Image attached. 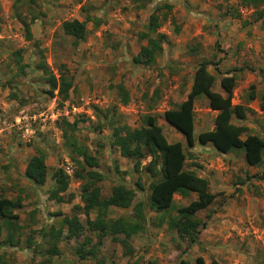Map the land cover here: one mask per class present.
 <instances>
[{"label": "rangeland", "instance_id": "obj_1", "mask_svg": "<svg viewBox=\"0 0 264 264\" xmlns=\"http://www.w3.org/2000/svg\"><path fill=\"white\" fill-rule=\"evenodd\" d=\"M162 3L171 4L158 27L166 34L162 50L154 63L134 64L131 56L145 42L137 38V32L143 29L153 6ZM31 6L22 3L14 7L13 0H0V194L20 197V205L13 211L22 225L16 245L0 243V264H33L46 256L48 239L39 230L56 227L63 214L77 211L84 222V213L73 207L81 204L80 181L72 176L76 164L57 124L60 116L77 119V143L96 154L102 195L118 181L134 186V180H139L143 186L135 191L129 206H110L107 210L108 217L133 218V205L141 200L146 218L143 228L127 238L130 251L125 252L110 235L102 238L98 255L108 264H140L147 259L154 264H175L180 257L192 263L197 254L207 264L211 258L221 264H264L261 163L248 164L241 149L221 152L210 142L195 140L191 147L184 146L185 166L205 176L209 190L215 194L207 207L196 212L201 221L199 232L197 239L188 243L165 221L155 223V213L149 209L146 197L150 177L142 170L134 171L133 162L110 144L109 129L118 121L138 126L141 114L150 112L156 115L167 140L184 143L183 134L164 119L163 110L185 97L197 62L210 59L217 61L220 71L238 65L253 68L235 71L231 101L243 104L247 111L243 119L232 120L264 138V113L258 107L259 94L264 91V27L260 20L252 19V9L240 6L238 0H149L143 6L132 0H35ZM16 7L27 19L28 8L38 14L30 23V39H25L14 15ZM236 9L241 18L233 15ZM72 17L84 20L86 27L85 37L76 43L59 25ZM17 48L21 50L19 63L13 54ZM41 55L51 72L57 75L66 69L70 76L72 82L65 98L56 94V89L52 95L47 92L45 75L35 66ZM19 64H23L22 69ZM208 68L216 76L212 88L221 91L220 73L211 65ZM118 82L128 91L125 103L116 95ZM250 84L255 94L252 98H248ZM111 105L115 110L107 115L95 113L94 107L104 110ZM193 111L194 134L213 126L215 111L208 107L204 95L194 99ZM35 149L44 153L47 167L42 184L33 183L23 174L26 159ZM58 167L70 175L60 201L46 194ZM194 197L192 191L186 195L174 193L173 201L176 206ZM88 217L94 218V212L90 211ZM84 232L91 241L96 240L92 232ZM3 237L4 229L0 240ZM81 238L59 239L58 252L50 255L51 259L62 264H94V259L79 258L74 253V245Z\"/></svg>", "mask_w": 264, "mask_h": 264}, {"label": "trees", "instance_id": "obj_2", "mask_svg": "<svg viewBox=\"0 0 264 264\" xmlns=\"http://www.w3.org/2000/svg\"><path fill=\"white\" fill-rule=\"evenodd\" d=\"M143 6L149 0H132ZM25 3L31 6L35 0H13V6ZM240 6L251 8V17L260 20V25L264 27V0H238ZM32 7V6H31ZM164 7L165 11L158 10ZM171 4H155L147 16L143 29L137 32V38L145 42L139 45L138 50L132 54L131 61L134 64L149 65L155 62L156 56L162 50V43L166 40V34L158 27L169 12ZM30 13L27 19L21 10L15 8V17L22 26L25 39L31 38L30 23L37 18V12L28 8ZM241 18L238 10L233 14ZM61 31L73 38L76 43L85 37L86 27L84 20L76 17L63 19L60 22ZM177 30V27L175 28ZM20 48L14 50L16 62L21 58ZM42 54V50H38ZM212 68L220 73L218 84L221 91L212 88L216 78L215 73L208 68ZM35 66L45 75L48 84L47 92L52 95L53 89L61 98H65L71 86V78L67 75L66 69L58 71V74L51 72L45 60L41 57ZM18 67L22 69L23 64ZM253 70L247 65H238L227 68L223 71L218 70L217 61L201 59L194 67L191 82L185 97L174 105L163 110L164 119L174 128L180 131L184 137L181 140H167L162 127L156 121V115L150 112L141 114L138 126L131 127L125 121H118L110 124V144L118 148L119 153L133 162L134 171L142 170L150 177L147 184V204L149 209L154 211L157 225L163 221L169 229H173L180 237L188 243L197 239L199 232L200 218L196 212L207 207L212 202L215 194L209 190L208 179L199 175L193 168H187L184 164L186 153L184 146L191 147L195 140L199 143L210 142L217 150L228 152L233 149H241L243 158L248 164L256 165L261 163V172L264 174V161L262 162V151L264 149V138L257 133L248 132L243 123L232 120L243 119L247 107L241 103L232 104V90L235 84V71L243 68ZM248 98L254 97L253 86L250 84ZM118 100L125 103L128 99L126 87L118 82L115 84ZM199 95H204L207 99L208 107L215 110L213 116V126L211 128L199 130L194 134V99ZM258 107L264 113V91L259 94ZM95 113L102 112L103 116L107 112L114 111L115 106L111 105L102 110L94 107ZM77 119L68 120L65 116H60L57 124L61 129L63 142L69 147L71 159L75 162L76 168L72 171V176L80 181L79 198L81 204L73 206L81 210L85 219L84 222L78 217L77 211L63 214L58 225L54 228H42L40 235L46 236L48 246L47 255L33 264H62L52 260L50 255L58 252L56 243L62 237L66 240L73 238L77 240L82 237L73 248L74 253L79 258H92L94 264H108L106 260L98 255L99 244L105 235H110L124 246L125 252L130 251L131 247L127 238L143 228L146 220L143 214V204L137 200L133 205L132 217L119 215L108 217L107 210L110 206L127 207L130 205L136 190H142L143 186L139 180H134V186H127L118 181L110 186L108 194L102 195L99 181L102 173L97 169L98 162L95 153L90 152L83 143H77L74 131ZM1 149V147H0ZM146 158L145 162H141ZM46 164L44 153L40 149L29 155L26 159L23 174L35 184H42L46 178ZM70 175L61 167L56 168L52 173V185L47 189V197L57 201L62 200L61 193L66 189ZM195 192L196 197L190 199L185 204L176 205L173 201V194L179 193L186 195L188 192ZM20 205V197L7 198L0 194V233L4 229V237L0 243L16 245L19 241V231L22 225L18 223V215L13 211ZM174 209V213L170 211ZM93 211L94 218H89L88 214ZM84 231L92 232L96 236L95 241H91V236ZM121 234V235H118ZM31 240L28 238L27 242ZM140 264H154V261L147 259ZM175 264H207L201 254L189 262L184 258H179ZM208 264H221L217 259L211 258Z\"/></svg>", "mask_w": 264, "mask_h": 264}, {"label": "built area", "instance_id": "obj_3", "mask_svg": "<svg viewBox=\"0 0 264 264\" xmlns=\"http://www.w3.org/2000/svg\"><path fill=\"white\" fill-rule=\"evenodd\" d=\"M25 115H22V117H24ZM19 119V118H18Z\"/></svg>", "mask_w": 264, "mask_h": 264}, {"label": "crops", "instance_id": "obj_4", "mask_svg": "<svg viewBox=\"0 0 264 264\" xmlns=\"http://www.w3.org/2000/svg\"><path fill=\"white\" fill-rule=\"evenodd\" d=\"M232 98V97H231ZM232 102V101H231ZM215 111V110H214ZM219 151V150H218ZM200 175V174H199Z\"/></svg>", "mask_w": 264, "mask_h": 264}]
</instances>
